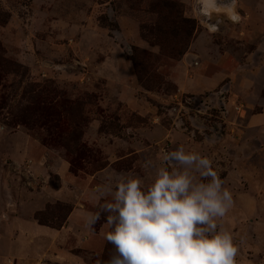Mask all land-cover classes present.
<instances>
[{
    "label": "rangeland",
    "instance_id": "1",
    "mask_svg": "<svg viewBox=\"0 0 264 264\" xmlns=\"http://www.w3.org/2000/svg\"><path fill=\"white\" fill-rule=\"evenodd\" d=\"M161 1L0 0V232L25 216L26 193L61 186L50 170L45 178L36 175L38 160L45 157V167L54 160L42 153L26 157L27 139L65 160L81 178L107 168L146 184L154 168L145 163L158 166L165 152L183 146L211 158L233 194L234 206L218 224L239 246L237 264H264V58L248 60L256 49L232 41L240 60L232 77L214 90L179 93L170 73L182 57L173 59L170 52L190 47L205 14L187 13L199 10L200 0H171L179 5L171 18L162 14L168 21L156 30L151 11ZM212 1L218 7L211 17H228L231 35L232 25L242 23L234 15L237 5ZM187 19L197 25L191 38ZM117 92L126 98L120 101ZM49 132L58 142L45 145ZM75 133L87 147L86 158L64 146ZM72 208V202L54 201L34 219L38 213L49 224L44 226L58 229ZM102 228L110 230L106 214L93 231L100 235ZM18 240L11 241L15 251L22 247ZM96 240L93 251H76L87 264H100L115 251L103 235ZM39 264L59 263L43 258Z\"/></svg>",
    "mask_w": 264,
    "mask_h": 264
},
{
    "label": "clouds",
    "instance_id": "2",
    "mask_svg": "<svg viewBox=\"0 0 264 264\" xmlns=\"http://www.w3.org/2000/svg\"><path fill=\"white\" fill-rule=\"evenodd\" d=\"M144 166L154 168L150 183L106 170L93 190L103 203L85 227L94 230L106 214L104 239L115 249L102 264H237L239 246L218 224L233 208V194L212 159L181 146L158 166Z\"/></svg>",
    "mask_w": 264,
    "mask_h": 264
},
{
    "label": "crops",
    "instance_id": "3",
    "mask_svg": "<svg viewBox=\"0 0 264 264\" xmlns=\"http://www.w3.org/2000/svg\"><path fill=\"white\" fill-rule=\"evenodd\" d=\"M180 1L190 3V0ZM200 4L199 10L195 11L194 8V11L188 10L187 13L195 18L201 16L202 12L205 14L201 20L202 29L182 59L174 63L170 73V79L182 94L214 90L237 72L240 60L230 49L229 43L232 41L241 45L251 44L256 49L248 54V60L256 62L264 58V0H232L229 3L232 7L237 5L238 12H232L242 22L240 25H232L231 35L225 28L228 17H219L217 21L216 17H211V12L218 4L212 0H200ZM232 7L231 10H234ZM207 25H211L214 30L218 29L219 34L214 35ZM117 94L120 101L126 98L124 92ZM91 132L98 139V125L92 124ZM27 146L26 157L29 153L33 156L42 153L50 161L54 160L48 167L42 166L45 157L38 160L35 165L36 175L45 178L50 170L60 177L61 186L58 189L44 186L41 192L26 193V211L23 212L25 216L21 215L13 222H8L6 230L0 232V264H39L43 258L59 264H87L76 251H93L96 238L105 234L104 228L98 233L100 235L86 228L85 220L87 214L94 212L100 203L95 199L93 190L98 185V179L106 174L107 168L81 178L70 172L69 163L60 158L56 159L36 140L27 139ZM54 201L73 203L61 229L40 225L34 219L36 212ZM9 224H14V227ZM13 237L19 239L18 242L21 241L22 247L19 251H15L14 246L10 247Z\"/></svg>",
    "mask_w": 264,
    "mask_h": 264
},
{
    "label": "trees",
    "instance_id": "4",
    "mask_svg": "<svg viewBox=\"0 0 264 264\" xmlns=\"http://www.w3.org/2000/svg\"><path fill=\"white\" fill-rule=\"evenodd\" d=\"M178 5L179 4L177 2L171 1V0H162L161 3L158 2V3H156L154 5V7L152 8L153 11H151V15L153 17V19L151 20V22L153 21V24H154L156 30H160L161 29L160 28V25H161L162 22L168 21V19L166 17H163L162 14H167L171 18L172 11L175 10L178 7ZM187 22L191 23V25H192V30H191V33H190V38H191L192 35H193V33H194V31L197 30V25H196V22L194 20H191V19H187ZM171 24L173 26H175L176 25V22L172 20L171 21ZM188 48H189V44H188V46L186 47V49L183 52L176 51L175 49H172L171 52H170V54L172 55V58L173 59H177L178 57L181 58V57L184 56V54L186 53V51H187ZM162 50H164L163 47H162ZM134 62H135V60H134ZM137 66H139V65H137V63H136V67ZM59 137H60V135H59ZM48 141H50L51 143L58 142L57 137H54L53 138L50 132H49V135L47 136V138L46 139H43L42 142L45 145H49ZM71 144H72V146H71ZM64 146L67 149H70V150L73 149V151L75 153H77V157H79V156L82 155V156H84L86 158V156H87V155H85V152H86V148L87 147L83 143L82 136L81 135H77L75 133L74 136H72L70 138L69 142L68 143H65ZM83 160H84V158H83ZM75 161L76 160H72L71 161V165H73V164L75 165ZM35 218H36V220H38V222L40 224H42V225H49V224H47V221L41 219L40 214L37 213ZM62 226H63V223H60V224H57L55 226V228H58L59 229ZM103 261L104 260H101L100 261V264H102Z\"/></svg>",
    "mask_w": 264,
    "mask_h": 264
}]
</instances>
